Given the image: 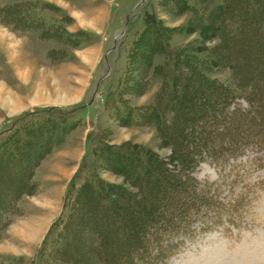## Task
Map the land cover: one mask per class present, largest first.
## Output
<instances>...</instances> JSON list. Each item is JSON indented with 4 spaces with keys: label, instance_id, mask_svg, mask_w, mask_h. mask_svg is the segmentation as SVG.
Here are the masks:
<instances>
[{
    "label": "rangeland",
    "instance_id": "rangeland-1",
    "mask_svg": "<svg viewBox=\"0 0 264 264\" xmlns=\"http://www.w3.org/2000/svg\"><path fill=\"white\" fill-rule=\"evenodd\" d=\"M200 1L0 0V7L7 5L6 14H0V127H21L18 145L0 155V223H5L0 229V264H40L45 247L48 264H146L137 255L131 263L119 261L133 253L130 244L123 246L122 236L135 242L141 234L145 241L148 236L146 250L150 258H161L159 264H264V147L256 144L259 140L236 144L240 149L224 151V157H197L193 169L182 167L177 153L173 161L174 146L183 153L187 149L188 119L196 116L189 102L193 96L199 102L209 98L197 89L206 84L200 69L224 82L233 76L227 65L231 63L237 65L235 80L254 73L264 78V30L251 13L253 0H239L235 11L213 15L211 20L223 23L221 47L216 45L219 36L195 29L206 24L201 8H212L211 0L203 5ZM192 6L200 8L196 16ZM170 87L179 89L170 93ZM257 93L261 115L229 132L258 134L264 141V84ZM159 94L167 95L159 116L169 125L161 128L172 144L141 114L152 109ZM179 105L183 107L175 108ZM251 105L238 95L228 109ZM52 106L60 108L55 113L77 108L72 122L63 125L57 118H44L43 108ZM125 115L130 120L126 125L118 119ZM223 131L219 125L217 132ZM195 136L189 140L192 146L200 142ZM97 138L150 148L176 165L173 174L182 177L187 192L180 188L159 197L139 195L125 175L100 163L95 173L119 184L121 192L109 194L110 205L106 193L94 199L92 192L82 191L63 242L53 247L57 228L49 232L50 226L61 216L72 182H83L94 169ZM55 172L67 178V185L53 180ZM168 199L191 214L184 217L167 208ZM93 204L98 206L93 209ZM220 210L222 219L215 217ZM68 213L69 206L62 215L67 218ZM100 213L125 222L123 233L103 227ZM158 228L165 233L161 242L150 235ZM117 248L121 253L114 259L111 252Z\"/></svg>",
    "mask_w": 264,
    "mask_h": 264
},
{
    "label": "trees",
    "instance_id": "trees-1",
    "mask_svg": "<svg viewBox=\"0 0 264 264\" xmlns=\"http://www.w3.org/2000/svg\"><path fill=\"white\" fill-rule=\"evenodd\" d=\"M207 1H210V0H202L200 2L203 5V4H206ZM216 1L217 0H211L210 6L212 8H210L211 9L210 11L207 9V7L206 9L204 7L201 8L203 9L205 13L203 17H204V20L206 21V24L205 23L201 24L200 26H197L198 28L195 27V29L200 30L204 34L211 31L213 32L214 36H219L220 41L216 45L221 47L224 44L223 23L221 22L220 19H215L214 21L211 19L212 17H214L213 15H216V13H219V12L221 13L224 10L227 11L228 13L235 11L236 9L233 10V7H235L236 4H240V2L239 0H222V1L220 0L219 2L213 4V2H216ZM241 1L244 4H248V2H244V0H241ZM253 2L254 3L251 4V9H252L251 13L253 16L256 15L258 17V22L256 23V26L260 30H264V0H253ZM260 3L261 5H259ZM6 6L7 5L4 4L0 7L1 15L6 14V9H5ZM191 9L196 16L195 9H200V8L192 6ZM2 19L6 20L7 17L3 16ZM241 27L242 25L239 28ZM168 52H171L173 55H176L179 51L170 50ZM214 61H215V58H214ZM227 65H228V68L229 67L232 68L233 76L232 78L230 76L231 79L225 80L224 82L220 80H214V78H211L208 75H206V73H204L202 69L199 70L198 75H200L201 78H203L206 84L204 83L205 84L204 88L197 87V89L199 91L206 92V95H208L209 98L205 97V99L199 102L198 99H196V97L193 96L194 100L192 102H189L190 109L193 110L196 116L195 117L192 116L188 119L189 127L185 135L186 138H188V141L187 140L185 141V145L187 146L186 147L187 149L183 153V152L177 151L175 146L173 148L174 153H175L173 161H175L177 157L176 153L179 154L181 156L180 158L181 160L180 161L178 160V161L180 162V164H182V167L193 169L195 167V164L197 163V157H202L204 155H211V156L220 155L224 157L225 155L223 153L224 151H228V152L233 151L236 144H239V143L241 145L244 143H252L254 141L256 142L259 140V143H256V144H260L262 145L261 147H264V141L261 139H258L257 137L258 134L248 135L246 133H243L239 135L236 133L229 132L230 129H233V126L238 127L239 125L243 123L246 124V122H248L247 120H249L250 118H255V117L258 118L261 115V112L259 109L257 92H258V87L264 84V78L260 80L258 79V74L256 75V73H254L253 75L248 76V78L235 80L234 76L236 74L237 65L236 64L232 65L231 63L230 65L229 64ZM167 73L169 74L168 71H166V74ZM200 85L201 84H199V86ZM194 86L195 85L193 84L192 87ZM175 89L173 90V87H170L169 89L167 88V90L170 91V93L176 92L179 88L177 90ZM237 92H240L241 94ZM238 95L244 96L247 99H249V101L252 104L250 109L248 108L245 110H241L237 106H235L232 109H228V107L234 103ZM166 96H164L163 94H159L157 97L156 103L152 104L151 110L141 111V114L143 117L145 115L150 118L151 122L157 124V127L160 130V133L163 132V128L161 127L169 126L168 124L164 122V120L160 119V116H159V114H161L160 112L161 108H159V106L165 105L166 101L164 102L163 100H164V97ZM211 96H212V99L209 100ZM184 106H186V104H184ZM179 107H183V105L175 106V108H179ZM56 109L60 110V108L56 106L46 107L45 109L43 108V111L46 110V113H47L46 115H43L45 116L44 118H46L47 120L49 119L55 120L57 118L59 120V123H62L63 125H67V124L69 125L72 122L71 121L72 116L77 108H69V109L61 111V113H58V112L55 113ZM37 112L39 111L37 110L35 112H32V111L27 112L26 115H29V117H31L33 116L34 113H37ZM22 118L23 117H21V119ZM118 119L120 120L121 124H124V125L129 124V121H130L128 118V115H125L124 117L118 116ZM73 123H76V121ZM160 124H163V125H160ZM219 125L224 127L226 131L218 133L217 130L219 128ZM19 126H20L19 123L18 124L14 123L11 127L4 129V130L3 129L0 130V155L10 152L11 150L14 149V147L18 145V140H20L21 138V136L20 138L18 136L19 130L21 128ZM247 126H249V128L251 127L250 124H248ZM201 132H204V133L206 132V135L203 138H198V137L196 138L195 134H198ZM193 136H195V139L200 141L197 146L196 145L192 146L189 144V140H191ZM162 138L165 141L170 142L168 140L169 138L164 133H162ZM97 139H99L100 141L96 144V156H95V161L93 165L94 169L85 178L83 182L82 181L80 183H77L75 181L72 182V186L65 196L64 210L62 212V214L65 213L66 209L69 206L68 217L66 218L61 214L58 220L53 222L52 225L50 226L49 232L57 228L55 239H53L55 241V243L53 244V247H55L54 245H57L56 242H59L60 244H61L60 241L63 242V238L65 236L66 230L68 226L70 225V223L75 218L76 213L78 212L79 204L81 203L80 195L82 194V191L84 192L88 191V193L92 192L94 199H100L99 196H101V193H103V195L106 193L108 196L107 203H110V205H111V201H113V198H111L112 196H110L109 194L114 193L117 195L118 193L121 192V188H120L121 186H119V184L115 185L113 183L106 182L98 174L95 173V167L100 165V163L101 165H104L107 168L115 172H119L125 175L127 180L133 182L132 185L136 187V192L139 195H141L140 192H142V194H145V192H147L148 194L149 193L150 194L152 193L154 195L157 194L156 197H159L160 195L163 196V191L167 192L169 190L167 192L169 193L170 191H173V190L179 191L180 188L182 190L183 187H186L184 186V183L181 184L183 181L182 177L179 176V174H173L176 171L175 169L176 165H174V167L170 166V163H171L170 161L163 159L162 157L157 155L154 151H152L150 148L144 145H141L140 143H133L131 141H127L122 144L113 145L106 141H102L100 138H97ZM223 140H227V141L230 140L229 144L225 145L223 142H221ZM172 143L173 141L170 142V144ZM236 149H240L239 145L236 146ZM152 171H156V174H152ZM140 180L145 181V183H142V181ZM156 180L158 181L156 182ZM152 183H155L158 187L157 188L155 187L156 189L152 188ZM183 191L185 193L187 192L186 190H184V188H183ZM199 199L204 204H210V205L213 204L212 202L210 203V201H206L205 199H202V198H199ZM184 201L186 202V200H183V202ZM166 202L168 206L167 208H173V209L178 210L179 212L178 214L183 215L184 217L188 216L192 212L191 210H188L187 208H185L183 204L181 207H179V209H177L175 207L176 203H174L175 204L174 207L172 206L173 201L171 202L168 199ZM107 203H106V206L109 209V205H107ZM97 206L98 204H96L95 206L94 204L92 205L93 209ZM117 207L118 206H116V208ZM221 210L218 211L219 213L216 214L215 216L216 218L222 219V217L220 216L222 212ZM221 219H217L215 221H218ZM170 220H172V218H170L169 221ZM98 221L101 222V225L103 227L111 228L114 231L121 230L122 232L124 229V225H125V222H116L113 220H109L102 213H100V216L98 217ZM4 225H5L4 222L0 223V229ZM175 232L176 231H174V233ZM150 235H152L153 240L156 239V240H160L161 242V235H165V233L160 232L158 228L155 232L152 231V234ZM143 237L144 236L141 234L138 240H136L135 242L134 241L129 242L125 236H122V241L124 244L123 246H125L126 248L130 244V246L133 247V250H132L133 253L130 252L126 255L124 254L122 259H120L119 261H122L125 259L126 261L131 263L134 260V256L137 255L139 256V258L145 260L146 264H159L161 262V258H157V257L150 258V255L148 254L149 250L148 249L146 250L147 244H148V236H147L146 241L144 240ZM118 238H120V236ZM46 242H47V235H46L45 245H46ZM138 242H140V245H138ZM136 244L138 247L136 246ZM112 253H113L112 257H114V259H118L119 254L121 253V250L117 248L116 250H113L111 254ZM147 258H150V259L147 260ZM39 261H40V264H48V262H50L49 259L46 257V247L42 250Z\"/></svg>",
    "mask_w": 264,
    "mask_h": 264
},
{
    "label": "crops",
    "instance_id": "crops-1",
    "mask_svg": "<svg viewBox=\"0 0 264 264\" xmlns=\"http://www.w3.org/2000/svg\"><path fill=\"white\" fill-rule=\"evenodd\" d=\"M4 127H6V125L5 126H1L0 127V130H2ZM75 167V166H74ZM55 173H57V172H55ZM51 175V174H50ZM52 178H53V180L56 182V183H62V185H67V178L65 177V176H63V175H59V173H57V174H53V176H52ZM51 178V179H52ZM54 182V183H55Z\"/></svg>",
    "mask_w": 264,
    "mask_h": 264
}]
</instances>
